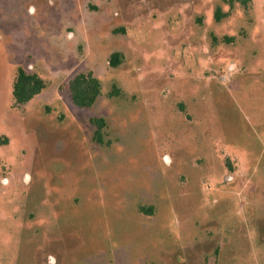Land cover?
I'll list each match as a JSON object with an SVG mask.
<instances>
[{
    "label": "rangeland",
    "instance_id": "374dc122",
    "mask_svg": "<svg viewBox=\"0 0 264 264\" xmlns=\"http://www.w3.org/2000/svg\"><path fill=\"white\" fill-rule=\"evenodd\" d=\"M0 138V264H264V0H0Z\"/></svg>",
    "mask_w": 264,
    "mask_h": 264
},
{
    "label": "trees",
    "instance_id": "16d2710c",
    "mask_svg": "<svg viewBox=\"0 0 264 264\" xmlns=\"http://www.w3.org/2000/svg\"><path fill=\"white\" fill-rule=\"evenodd\" d=\"M231 6L235 2L242 1L247 5L251 0H222ZM224 14L221 8L216 10V19L221 20ZM120 53H113L110 58L112 66L120 64ZM46 89V82L42 77L35 73H28L23 68H18L13 81V106L14 108L25 106L36 96ZM69 90L73 104L82 109L92 108L102 96V84L92 72L80 73L76 75L69 83ZM91 124L96 127L94 140L98 144L103 143V130L106 128V121L103 118L91 119ZM5 138H0V147L7 144ZM142 210H144L142 208Z\"/></svg>",
    "mask_w": 264,
    "mask_h": 264
}]
</instances>
